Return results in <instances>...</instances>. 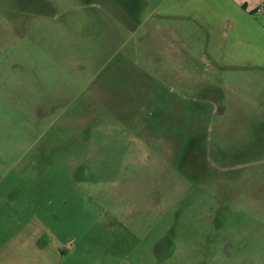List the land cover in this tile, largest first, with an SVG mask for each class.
I'll return each mask as SVG.
<instances>
[{
  "label": "rangeland",
  "instance_id": "rangeland-1",
  "mask_svg": "<svg viewBox=\"0 0 264 264\" xmlns=\"http://www.w3.org/2000/svg\"><path fill=\"white\" fill-rule=\"evenodd\" d=\"M192 4L0 0V245L33 229L73 243L56 264H264V16Z\"/></svg>",
  "mask_w": 264,
  "mask_h": 264
},
{
  "label": "crops",
  "instance_id": "crops-1",
  "mask_svg": "<svg viewBox=\"0 0 264 264\" xmlns=\"http://www.w3.org/2000/svg\"><path fill=\"white\" fill-rule=\"evenodd\" d=\"M192 2V10L198 13L197 15H200L201 11H206L209 16H214L215 18H220L221 16L229 17L232 14L248 19L261 15L264 16V0H192ZM156 31L153 29L148 30L147 38L153 39V36H157L160 43L159 46L157 44L155 45V49L163 56H171L172 54L169 49L172 47L173 41L171 42L166 38L168 37L167 31L164 32L162 29ZM162 34L165 35L164 43H161V41L163 42L162 39H164ZM166 39L168 40L166 41ZM148 41L146 40L147 43ZM148 48H150V45ZM144 54L146 62H149L150 54ZM3 242L0 245V264H56V257L59 252L66 254L67 251L70 252L74 249L72 242L61 246L56 244L54 236L36 233L33 229L9 238L5 237ZM116 264L135 263L120 262L117 260Z\"/></svg>",
  "mask_w": 264,
  "mask_h": 264
}]
</instances>
